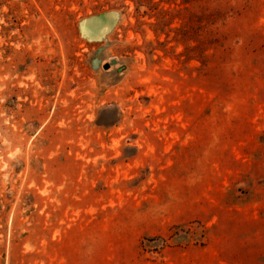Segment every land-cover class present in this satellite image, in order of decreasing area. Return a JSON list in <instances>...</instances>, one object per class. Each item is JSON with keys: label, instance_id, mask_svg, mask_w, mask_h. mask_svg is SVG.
I'll return each mask as SVG.
<instances>
[{"label": "rangeland", "instance_id": "rangeland-1", "mask_svg": "<svg viewBox=\"0 0 264 264\" xmlns=\"http://www.w3.org/2000/svg\"><path fill=\"white\" fill-rule=\"evenodd\" d=\"M0 264H264V0H0Z\"/></svg>", "mask_w": 264, "mask_h": 264}, {"label": "water", "instance_id": "water-1", "mask_svg": "<svg viewBox=\"0 0 264 264\" xmlns=\"http://www.w3.org/2000/svg\"><path fill=\"white\" fill-rule=\"evenodd\" d=\"M118 19V13L116 11L102 12L96 15H92L86 18H83L79 22V29L83 36L88 39L97 40L101 39L108 33L112 27L115 25ZM105 24L101 32H96L95 28L99 24ZM116 59H111L109 62L103 64V68L107 69L111 65L116 64Z\"/></svg>", "mask_w": 264, "mask_h": 264}]
</instances>
